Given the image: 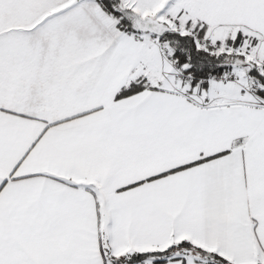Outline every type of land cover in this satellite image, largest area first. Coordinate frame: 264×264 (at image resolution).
<instances>
[{
    "label": "snow or ice",
    "instance_id": "1",
    "mask_svg": "<svg viewBox=\"0 0 264 264\" xmlns=\"http://www.w3.org/2000/svg\"><path fill=\"white\" fill-rule=\"evenodd\" d=\"M0 264H264V0H0Z\"/></svg>",
    "mask_w": 264,
    "mask_h": 264
}]
</instances>
